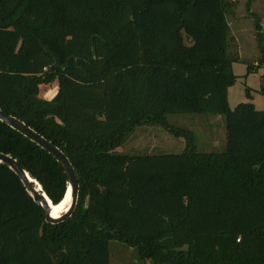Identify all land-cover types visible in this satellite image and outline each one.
<instances>
[{
	"label": "trees",
	"instance_id": "16d2710c",
	"mask_svg": "<svg viewBox=\"0 0 264 264\" xmlns=\"http://www.w3.org/2000/svg\"><path fill=\"white\" fill-rule=\"evenodd\" d=\"M228 7L0 0V109L60 149L80 185L71 215L47 223L18 175L0 164V264H110L111 241L156 264H264V109L229 108L237 76ZM262 17L255 28L264 97V10ZM53 82L54 96L40 98V86ZM210 113L225 118L221 152H198L193 133L167 122ZM156 124L184 138L185 149L114 153L136 127ZM0 153L54 205L63 201V167L1 120Z\"/></svg>",
	"mask_w": 264,
	"mask_h": 264
},
{
	"label": "rangeland",
	"instance_id": "374dc122",
	"mask_svg": "<svg viewBox=\"0 0 264 264\" xmlns=\"http://www.w3.org/2000/svg\"><path fill=\"white\" fill-rule=\"evenodd\" d=\"M229 0L226 18L228 19V51L235 61L232 72L237 76L233 86L228 88L229 108L239 103L251 102L258 110L264 109V97L260 93L262 68L257 67L259 53L258 31L255 18L262 20L264 0ZM255 16V17H254ZM250 69L247 70V66ZM57 90V82L41 85L39 96L51 99ZM170 126L184 128L194 135V143L198 152H221L226 147L225 118L210 114H174L168 116ZM185 139L171 134L163 126L140 125L130 133L122 145L114 153L130 155L139 154H175L185 149ZM110 264H156L149 259H141L136 250L126 244L111 241L109 244Z\"/></svg>",
	"mask_w": 264,
	"mask_h": 264
},
{
	"label": "water",
	"instance_id": "95a60500",
	"mask_svg": "<svg viewBox=\"0 0 264 264\" xmlns=\"http://www.w3.org/2000/svg\"><path fill=\"white\" fill-rule=\"evenodd\" d=\"M0 120L6 123L9 127H12L16 131L22 133L25 137L35 142L42 149L49 152L61 165V167H63L67 177V185H68L64 197L66 196L68 189L70 190V205L68 207L67 212L62 214L59 218H53L51 216V212H52L51 203H50L51 200L47 197L42 186H40L37 180L34 179L31 175H29V173L24 168H22V166L17 162L15 158L0 153V164L6 165L8 168H10L15 172L20 178L23 186L25 187L30 197H32V199L36 204H39L41 207H43L45 211V222L57 223L68 218V216L71 215V213L73 212V210L77 205L76 202L80 187V185H78V179L75 168L72 166L68 157L60 149L54 146L50 141H47L32 128L26 126V124L22 122L20 119H18L13 115L5 114L4 112L1 111V109H0ZM35 183L40 187V189H38V187L35 186Z\"/></svg>",
	"mask_w": 264,
	"mask_h": 264
},
{
	"label": "bare ground",
	"instance_id": "6f19581e",
	"mask_svg": "<svg viewBox=\"0 0 264 264\" xmlns=\"http://www.w3.org/2000/svg\"><path fill=\"white\" fill-rule=\"evenodd\" d=\"M35 186H37L38 189H40V187L36 183ZM50 203L52 208L51 216L53 218H59L62 214L67 212L68 207L70 205V190L68 189L66 196L63 198V201L58 205L57 204L54 205L52 202Z\"/></svg>",
	"mask_w": 264,
	"mask_h": 264
}]
</instances>
